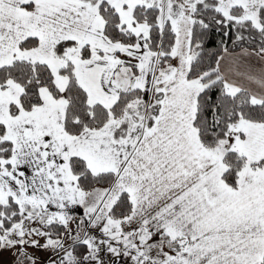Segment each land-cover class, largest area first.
<instances>
[{"label": "snow or ice", "instance_id": "obj_1", "mask_svg": "<svg viewBox=\"0 0 264 264\" xmlns=\"http://www.w3.org/2000/svg\"><path fill=\"white\" fill-rule=\"evenodd\" d=\"M0 264H264V0H0Z\"/></svg>", "mask_w": 264, "mask_h": 264}]
</instances>
